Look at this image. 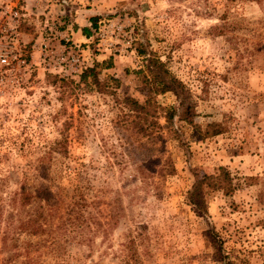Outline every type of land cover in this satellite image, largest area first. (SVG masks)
<instances>
[{
  "label": "rangeland",
  "instance_id": "rangeland-1",
  "mask_svg": "<svg viewBox=\"0 0 264 264\" xmlns=\"http://www.w3.org/2000/svg\"><path fill=\"white\" fill-rule=\"evenodd\" d=\"M83 22L89 38L73 36L84 67L110 62L99 77L118 79L117 98L152 97L169 132L162 112L177 102L151 94L140 42L182 81L201 130L216 122L220 133L195 139L175 122L182 143L165 140L160 157L173 173L142 181L111 127L120 114L113 96L78 91L68 83L76 76L58 77L41 61L42 43L53 56ZM0 52L11 60L0 67V193L25 182L53 194L30 204L43 206L44 232L20 234L12 263L264 264V0H0ZM218 166L230 185L210 191L199 216L186 191L193 173ZM6 256L0 250V264H10Z\"/></svg>",
  "mask_w": 264,
  "mask_h": 264
},
{
  "label": "trees",
  "instance_id": "trees-1",
  "mask_svg": "<svg viewBox=\"0 0 264 264\" xmlns=\"http://www.w3.org/2000/svg\"><path fill=\"white\" fill-rule=\"evenodd\" d=\"M87 20L91 26L96 24L95 16H89ZM88 29L86 24L80 27L85 37L89 36ZM135 51L137 55L141 56L142 67L146 73L143 79L145 84L149 85L151 94L158 95L170 92L176 99V106L167 107L162 112L161 117L165 125L170 128L166 134H162L164 126L158 122V106L152 97L148 96L142 102L130 96H123L119 99L114 90L118 87V79L112 76L103 79L99 77L101 69L110 67V62H107L104 66V63L94 61L92 65L82 68L76 81L70 79L68 83H70V87L73 86L84 93H109L113 96L115 102L119 104L120 114L111 120V127L121 141L123 152L129 157L133 155L137 158L135 160L137 172L140 179L145 181L149 173L160 176L173 173L174 166L170 159L165 158L161 163L160 157L161 152L164 150L165 140L177 139L179 144L182 143L179 137L180 128L179 125H174L175 122H184L189 125L195 139H201L210 134H218L221 128L218 123L212 122L209 124V130L202 131L200 125L194 122L195 111L192 104L187 101L186 90L182 81L175 77L154 52L147 50L142 43H136ZM62 125L66 128L67 122H63ZM54 144L59 146L60 139L55 141ZM61 146L62 144L59 147ZM151 174L149 176H152ZM229 185L228 173L222 166H218L216 171L211 174L193 173V181L186 191V201L197 215L206 216V195L217 188L227 192ZM52 195L46 187L36 186L31 189L28 186L26 187L25 182L20 184L18 189L13 190L11 194L0 193V223L2 222L0 250L7 253L8 263L14 264L11 261L14 262L13 258L18 254L16 249L20 234L32 237L44 232L46 217L43 206L38 205L31 208L30 204L33 202L39 204L49 202ZM8 205L11 209H14V217L7 214L2 219V211ZM207 234L215 250L220 251V238L216 232L211 229L207 231ZM28 246H31L30 241L24 242V248L27 249ZM19 263L37 264V261L25 258Z\"/></svg>",
  "mask_w": 264,
  "mask_h": 264
},
{
  "label": "built area",
  "instance_id": "built-area-1",
  "mask_svg": "<svg viewBox=\"0 0 264 264\" xmlns=\"http://www.w3.org/2000/svg\"><path fill=\"white\" fill-rule=\"evenodd\" d=\"M89 38V37H88ZM69 39L64 38V41ZM43 56L41 61L44 63L48 72L58 75V77H78L84 67V58L82 50L78 49L79 44L70 41L66 46L55 52L53 56L46 53V44L42 43ZM11 60L8 58L7 52H0V67L10 65Z\"/></svg>",
  "mask_w": 264,
  "mask_h": 264
},
{
  "label": "crops",
  "instance_id": "crops-1",
  "mask_svg": "<svg viewBox=\"0 0 264 264\" xmlns=\"http://www.w3.org/2000/svg\"><path fill=\"white\" fill-rule=\"evenodd\" d=\"M83 23H84V22H83ZM83 25H85V24H83ZM68 34H69V35H72L71 38H67V39H71V40H73L72 42L75 41L73 35H77V34H79V36L85 38V35L82 34V32H81V30H80V27L75 28V29H72L69 33H67V34H65V35H68ZM83 51H84V50H83Z\"/></svg>",
  "mask_w": 264,
  "mask_h": 264
}]
</instances>
